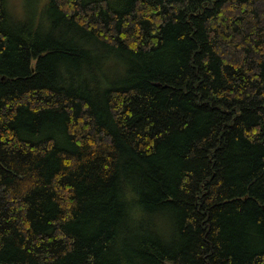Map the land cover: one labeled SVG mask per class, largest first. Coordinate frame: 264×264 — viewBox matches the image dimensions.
<instances>
[{"label": "trees", "instance_id": "trees-1", "mask_svg": "<svg viewBox=\"0 0 264 264\" xmlns=\"http://www.w3.org/2000/svg\"><path fill=\"white\" fill-rule=\"evenodd\" d=\"M0 0V264H264V0Z\"/></svg>", "mask_w": 264, "mask_h": 264}, {"label": "rangeland", "instance_id": "rangeland-1", "mask_svg": "<svg viewBox=\"0 0 264 264\" xmlns=\"http://www.w3.org/2000/svg\"><path fill=\"white\" fill-rule=\"evenodd\" d=\"M38 0H9V6L12 11L19 16H29L38 14Z\"/></svg>", "mask_w": 264, "mask_h": 264}]
</instances>
